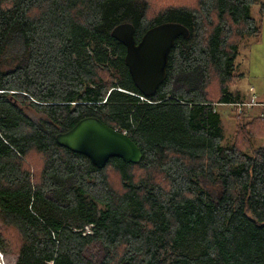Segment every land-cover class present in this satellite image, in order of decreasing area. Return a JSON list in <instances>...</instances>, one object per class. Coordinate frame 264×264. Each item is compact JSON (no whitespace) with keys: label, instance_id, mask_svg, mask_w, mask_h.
<instances>
[{"label":"trees","instance_id":"1","mask_svg":"<svg viewBox=\"0 0 264 264\" xmlns=\"http://www.w3.org/2000/svg\"><path fill=\"white\" fill-rule=\"evenodd\" d=\"M255 1L0 0L3 258L264 264V145L251 148L264 136V120L237 128L224 146L215 110L239 103L230 92L240 78L234 61L242 41L260 33L249 16ZM122 23L134 27L136 42L163 23L188 30L175 40L152 97L134 87L125 48L110 36ZM14 41L20 54L4 70ZM87 117L126 132L140 163L113 158L98 169L56 144L58 133ZM193 234L200 251L190 257L181 246Z\"/></svg>","mask_w":264,"mask_h":264},{"label":"water","instance_id":"2","mask_svg":"<svg viewBox=\"0 0 264 264\" xmlns=\"http://www.w3.org/2000/svg\"><path fill=\"white\" fill-rule=\"evenodd\" d=\"M110 36L125 48L123 61L134 87L141 96L152 97L166 78L168 58L175 40L188 37V30L177 23H163L146 31L136 42L134 27L122 23L111 30ZM55 142L86 157L98 169L113 158L127 164H138L142 159L141 150L127 134L95 117L84 118L69 131L58 133Z\"/></svg>","mask_w":264,"mask_h":264},{"label":"rangeland","instance_id":"3","mask_svg":"<svg viewBox=\"0 0 264 264\" xmlns=\"http://www.w3.org/2000/svg\"><path fill=\"white\" fill-rule=\"evenodd\" d=\"M249 16L252 17L259 26L260 33L256 37L246 38L242 41L234 61L233 73L235 75H240V78L235 86L230 89V92L239 102L242 97H244L245 93L255 94L259 97V100H264V0L255 1V4L249 9ZM93 48V46L88 47L83 56L91 55ZM99 49L105 50L108 53L107 58L112 59L108 47L101 45ZM20 51L21 47L17 41H14L8 47L6 55L2 58V68L4 70L15 64L16 57L19 56ZM140 101H143V98H141ZM215 110L219 115L220 127L224 136L222 144L224 146H229L233 141V131L240 126V121L242 119L244 120L243 115L245 109L239 112L237 107L225 104L217 106ZM29 116L32 119L37 118L33 113H29ZM53 216L66 224L72 223L73 221L72 217L66 215L53 214ZM195 240L196 237L194 234L187 236L181 246V250L184 254L193 257L200 251L199 244ZM11 262L12 257H0V264H10Z\"/></svg>","mask_w":264,"mask_h":264},{"label":"crops","instance_id":"4","mask_svg":"<svg viewBox=\"0 0 264 264\" xmlns=\"http://www.w3.org/2000/svg\"><path fill=\"white\" fill-rule=\"evenodd\" d=\"M251 98H254V101L257 105H254V106H251L250 108L245 109L244 115H243L244 120L242 119L240 121V126H238L237 128L245 125L246 123H249L253 119L264 120V100H259V97L256 96L255 94H252V93L246 94L245 93L244 97H242L240 102H243V103L249 102L251 100ZM237 128H236V130H237ZM236 130L233 131L234 136H235ZM259 133L263 134L264 131H259ZM234 136H233V141H234ZM223 138H224V136H223ZM233 141H232V143H233ZM263 145H264V136L251 140V146H252L251 148H258V147L263 146Z\"/></svg>","mask_w":264,"mask_h":264},{"label":"built area","instance_id":"5","mask_svg":"<svg viewBox=\"0 0 264 264\" xmlns=\"http://www.w3.org/2000/svg\"><path fill=\"white\" fill-rule=\"evenodd\" d=\"M141 99V98H140ZM225 105V104H223ZM233 106L237 107L239 112H241L244 109L250 108L251 106L257 105L254 101V98H251V100L249 102L243 103V102H239L236 104H232ZM126 134V132H123Z\"/></svg>","mask_w":264,"mask_h":264}]
</instances>
